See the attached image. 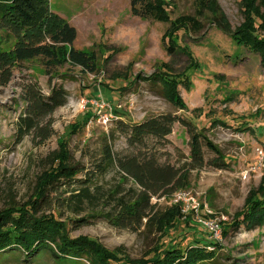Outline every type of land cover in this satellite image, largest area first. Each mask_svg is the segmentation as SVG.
Listing matches in <instances>:
<instances>
[{
    "label": "rangeland",
    "instance_id": "rangeland-1",
    "mask_svg": "<svg viewBox=\"0 0 264 264\" xmlns=\"http://www.w3.org/2000/svg\"><path fill=\"white\" fill-rule=\"evenodd\" d=\"M162 1L166 11L160 18H144L132 13L130 0H50L51 10L77 29L73 47L94 52L98 68L89 72L69 63L51 65L40 57L18 64L10 82L0 85V211L30 200L38 177L50 168L51 153L60 149L66 127L86 108L94 107L91 101L103 100L121 111L120 118L105 123L93 117L69 137L67 146L71 164L80 169L76 179H85L89 173L92 183L101 186L99 199L86 200L84 210L76 214L80 208L70 196L80 184H59L40 214L66 220L72 237L97 239L133 260L151 257L157 245L179 242L186 246L196 235L207 239L193 213H183L179 206L182 216L165 236L145 226L139 230L118 227L107 218L116 205L107 197L108 190L120 186L127 191L134 182L124 178L116 165L100 172L104 146L108 144L119 157L139 151L155 153L163 164L182 172L190 168L182 190L198 199L203 214L209 210L220 219L223 231L215 264H264V222L251 227L235 222L247 197L264 185V66L255 50L234 38L247 19L249 3L212 0L229 21L233 34H228L213 22L208 0ZM256 4V13L264 15V0ZM185 23L186 34L179 31ZM166 71L188 74L177 86L182 108L165 95L160 73ZM31 83L45 95L52 87L63 86L68 97L52 114L35 118L37 126L27 131L20 117L27 114L23 94ZM169 113L194 118L226 155V164L204 147L206 164L189 167L191 137L179 121L164 139L149 138L142 147L130 145L123 123L130 126ZM218 161L221 167L215 166ZM152 201L158 207L175 206L171 196ZM19 258L1 256L0 264H56L49 253L40 259ZM67 264L90 263L81 259Z\"/></svg>",
    "mask_w": 264,
    "mask_h": 264
},
{
    "label": "trees",
    "instance_id": "trees-1",
    "mask_svg": "<svg viewBox=\"0 0 264 264\" xmlns=\"http://www.w3.org/2000/svg\"><path fill=\"white\" fill-rule=\"evenodd\" d=\"M163 2L130 0L132 13L144 18L156 15L160 18V13L166 11ZM257 2L259 0H246L249 3L247 19L234 33V38L238 44L248 45L255 50L264 66V33L260 32L264 31V15L256 13ZM206 5L213 13L212 20L217 27L225 33L233 34L219 5L212 0H208ZM179 31L186 34L187 23ZM76 38L77 29L51 10L50 0H0V85L10 82L18 64L40 57L49 60L51 65L63 66L69 63L95 72L98 68L96 54L74 48ZM189 71L190 68H187L184 72ZM187 73H160L165 95L181 108L183 102L177 86L185 81ZM67 97L68 93L63 86H54L45 95L38 91L34 83L26 85L23 98L27 104V114L20 117L22 127L31 131L37 126L35 118L42 119L52 114L58 107L66 104ZM93 108H86L76 122L66 127L60 137V149L51 153L50 168L38 177L30 200L26 204L12 205L0 211V257L9 255L13 260H18L19 256L26 255L40 259L49 253L56 264L81 259H86L90 264H215V250L220 245L211 242L208 235L207 239L196 235L186 246L179 242L157 245L151 257L133 260L123 255L120 249L109 250L97 239L83 235L72 237L66 220L53 214H40L42 205L49 200L50 193L59 184H80L78 192L73 189L70 196L80 208L74 211L76 214L84 210L86 200L91 202L99 199L101 186L92 183L89 173H86L85 179H76L80 169L71 164V154L67 147L69 137L94 117ZM114 112L120 118L118 114L121 111L117 107ZM178 121L188 128L191 137L189 167L201 168L206 164L204 147L226 164V155L204 133V128H200L196 120L187 115L178 117L169 113L153 116L130 126L123 124L130 145L142 147L146 146L149 138H166ZM102 157V162L98 165L101 173L116 165L124 178L134 182L127 191L119 186L107 192V197L116 201L113 211L106 215L113 225L136 230L145 226L162 236L175 227L176 221L182 216L180 208L158 207L152 200L154 197L160 199L171 196L175 191L186 187L190 168L182 172V169L174 165L159 162L156 154L149 152L139 151L119 157L108 144L104 146ZM215 164L216 167L222 166L219 161ZM235 222L237 225L245 222L248 227L264 222V185L247 197L244 207L236 214ZM210 244L215 245L214 250L209 249Z\"/></svg>",
    "mask_w": 264,
    "mask_h": 264
},
{
    "label": "built area",
    "instance_id": "built-area-1",
    "mask_svg": "<svg viewBox=\"0 0 264 264\" xmlns=\"http://www.w3.org/2000/svg\"><path fill=\"white\" fill-rule=\"evenodd\" d=\"M91 103L94 105L95 115L99 120H102L105 123L112 121L114 118H117L114 110L115 107L103 100H93ZM261 159L264 161V154L261 155ZM165 199L161 197L158 200ZM172 205L179 206L183 213H193L195 220L199 223L207 232L208 239L211 242L218 243L222 237L223 227L221 225L220 219L217 216H214L212 212L206 210L207 213L204 214L201 212L202 205L190 192L185 190H177L171 195ZM210 250L215 249V245L210 244Z\"/></svg>",
    "mask_w": 264,
    "mask_h": 264
}]
</instances>
